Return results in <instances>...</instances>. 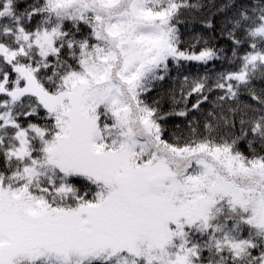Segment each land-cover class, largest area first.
Here are the masks:
<instances>
[{
  "label": "snow or ice",
  "instance_id": "snow-or-ice-1",
  "mask_svg": "<svg viewBox=\"0 0 264 264\" xmlns=\"http://www.w3.org/2000/svg\"><path fill=\"white\" fill-rule=\"evenodd\" d=\"M0 264H264V0H0Z\"/></svg>",
  "mask_w": 264,
  "mask_h": 264
},
{
  "label": "trees",
  "instance_id": "trees-1",
  "mask_svg": "<svg viewBox=\"0 0 264 264\" xmlns=\"http://www.w3.org/2000/svg\"><path fill=\"white\" fill-rule=\"evenodd\" d=\"M217 2H220V0H217ZM187 70H190V71H192V72H196V71H197V67H196L195 65H189V66H188V69H186V71H187ZM173 74H175V73H173ZM177 124H180L179 119L171 120V121L169 122V124H168V133H167V135L171 136V135H173V134H175V135H179V134H180V133L177 131L176 127H175ZM181 127H183V125H181Z\"/></svg>",
  "mask_w": 264,
  "mask_h": 264
}]
</instances>
